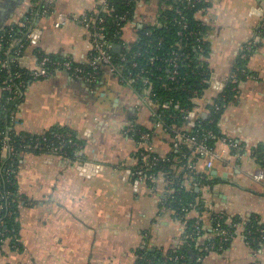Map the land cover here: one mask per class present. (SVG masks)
I'll list each match as a JSON object with an SVG mask.
<instances>
[{"label":"crops","instance_id":"1","mask_svg":"<svg viewBox=\"0 0 264 264\" xmlns=\"http://www.w3.org/2000/svg\"><path fill=\"white\" fill-rule=\"evenodd\" d=\"M98 1L0 0V32L29 17L21 67L34 65L37 52L84 64L91 55V36L75 18L94 10ZM203 1L196 19L208 29L210 86L196 103V120L208 117L207 103L219 95L245 43L257 40L237 96L221 113L218 127L224 137L211 154L195 160V171L214 181L203 193L205 241L211 233L209 213L256 216L264 224V179L254 180L260 167L252 156L264 149V0ZM156 14V1L140 2L122 39L130 43L132 27L152 24ZM17 98V131L70 129L83 148L74 161L58 155L20 156V249L3 244L0 264H137L140 249L167 253L182 242L181 223L163 205L165 182L159 178L152 188L132 175L137 166L132 128L151 133L150 143L160 157L171 153L172 140L131 89L106 72L89 84L57 71L27 84ZM1 102L0 91V108ZM229 139L243 147L242 157L232 153ZM200 264H264V244L253 249L239 228L225 249L206 251Z\"/></svg>","mask_w":264,"mask_h":264},{"label":"built area","instance_id":"2","mask_svg":"<svg viewBox=\"0 0 264 264\" xmlns=\"http://www.w3.org/2000/svg\"><path fill=\"white\" fill-rule=\"evenodd\" d=\"M51 0H47V2ZM130 1V0H125ZM149 1H162V0H139L140 2H149ZM199 0H173V5L164 6L165 9L171 10L173 12V16L168 18L163 15L162 20H159V14L157 9V14L154 19V22L150 25H155L158 28H165L168 23H171L173 26H177L178 30L176 32V36L178 40L169 46V51L164 54V56H160L157 53L160 50V46L163 43L162 38H158L155 43V52H151V55L145 56L143 58L140 50L138 48L135 51L130 50L129 42H126L122 39V34L124 30V26H120L121 24H130L132 20H128L126 13H115V8L113 5H109L108 0H99L97 4V8L94 9L92 15L89 13H85L78 18H75V21L80 25H83L90 32V45H91V55L88 58L87 62L84 64L75 63L71 58H60V59H52L49 55L45 54H37L35 55V64L32 66L22 67L27 71V77L29 78V82L26 80V77H22L19 73H9L2 81L0 86V91L2 93V99L4 98V105L9 101H12L20 95L21 90L27 86L28 83L38 81L40 79H45L51 77L57 71H65L70 76L75 78H80L85 80L89 84H95L101 72H106L112 75L117 81H119L124 86L131 89L137 96L141 103L147 107L154 118V121L157 125H164L165 121L163 119L164 113H169L171 110H176L182 114V117L185 121H187L188 126L194 124L196 119L195 111L196 109L189 110L188 108L179 106V103H173L172 100L162 99L158 93L157 89L154 88V84L151 82V78L154 75L147 74V71L139 66L138 60H146V64L156 65V70L163 72L166 75V78L163 79L162 75L156 76L155 80L160 81L159 88L162 90L170 91L172 90L173 83H178L179 81L183 83L185 81V74L180 73L181 68H188L194 59L197 57L200 58V55L203 52L202 44L205 42V37L202 33H195L192 30H189V23L185 18L184 11H194V17L196 19V14L201 10V8H196ZM47 13L46 10L43 11ZM104 13L111 16V19L115 22V29L113 33L121 34L118 42L112 43L109 41L106 35V26H105V18L100 14ZM115 13V14H114ZM29 17L25 18V22H28ZM197 20V19H196ZM23 23L19 26L21 29H27V24ZM29 23V22H28ZM203 24V22H200ZM59 23H56L55 26H58ZM204 25V24H203ZM264 28V20L262 22ZM147 25L137 26V31L146 29ZM137 31L134 32L133 40L131 42H136L137 40ZM115 35V34H114ZM25 36L28 39L29 32H25ZM192 39L191 42L182 43V40ZM0 40H2V36H0ZM256 38L249 40L245 43L244 47L241 51V58L246 59L248 54L253 50V47L256 45ZM130 42V43H131ZM9 43V49H13L9 53L12 52L9 61H0L1 67L3 69H9V63H17L19 64V59L22 56L21 48L23 45L20 41L15 40L13 36H11ZM16 43V45H14ZM119 45V51H112L113 45ZM190 46V50H186L185 48ZM157 63H162L164 66H157ZM198 65V62H196ZM246 70L239 68L233 69L225 83L222 85V89L219 94L223 92L226 87L227 82L236 83L238 81V75H244ZM26 81L28 83H26ZM210 84V78H209ZM5 95V97H4ZM204 94L198 96L196 91H193L192 101L198 102L203 99ZM216 98L210 99L207 105L211 108L206 109L208 115L210 111L216 112L219 111L220 106L216 103ZM2 105V106H4ZM1 106V107H2ZM207 107V106H206ZM197 108V107H196ZM170 117V116H169ZM10 125L13 128H16L19 125V120L15 114L10 115ZM133 131V133H132ZM25 135H22V145L23 149H35L38 151H42L44 155H58L64 160H69L67 157L68 148H74L75 154L81 150L79 144H77L70 133H56L53 135L51 139L43 137L39 140H26V132ZM30 134V133H27ZM131 136L137 137L136 141V149L135 154L139 155V158L135 156L137 166L133 171L132 175L139 182L143 183H151V187L153 188L155 183L159 178H161L166 184V195L165 199H168L170 195L173 194L174 189L171 187L173 185L172 181H168L165 175L161 172H149L151 168L161 160H164V157H160L153 151L152 145L150 143V134L145 132H140L139 130L132 128ZM13 137L9 135H5L2 139V145L0 150V159L1 160H12L13 157V147L9 145L12 141ZM172 140V149H178L180 146L186 147L190 152V159H197L198 157H203L204 155L211 154L213 150H210L206 147L205 143L202 139H197L181 130L173 131ZM228 145L231 150H234V154L237 157H242L245 154V150L243 147L236 141H228ZM1 164V162H0ZM4 164V163H3ZM207 166L210 167L211 164L207 163ZM184 171V168H180ZM187 172H185L183 178V185L186 188H198L199 190L206 192L209 186L201 185L199 182L193 179V172L195 171L194 163L188 164L185 166ZM177 171V170H175ZM18 171L11 168L9 165L6 168H3V172L0 175V211L8 210L5 217H10L13 214V210L11 207L16 203L19 205L21 197L18 191H12L9 189L14 182L11 180L12 176L17 175ZM202 178V177H200ZM255 181H261L264 179V169L259 168L258 171L254 175ZM204 198L202 199V207L204 209ZM193 205H188V208L183 209V217L188 218L190 212L193 209ZM203 213V212H202ZM211 215V213H209ZM209 215V216H210ZM216 220L214 228L212 231L214 235L217 236L219 240V244L229 242L236 231H231L230 229H226L223 227L224 223H231L230 220H223L222 216H218ZM222 220V221H221ZM200 219L196 218L194 221L195 229L192 233H186V223L183 221L181 223V232H182V241L186 242L194 241L196 237L201 236V233L204 231V226L201 225ZM4 218L0 217V226L3 225ZM231 226L235 229H242V234L248 237L251 242L254 243H263L264 241V229H256L255 232L258 235L254 234V231L251 229L244 228L240 223H233ZM5 230L0 229V248L3 244L8 243L12 248L18 239L15 238L14 241H10L8 238L4 237ZM248 243V242H247ZM221 249V247L219 248ZM202 256H199L196 260L195 264H200Z\"/></svg>","mask_w":264,"mask_h":264},{"label":"trees","instance_id":"3","mask_svg":"<svg viewBox=\"0 0 264 264\" xmlns=\"http://www.w3.org/2000/svg\"><path fill=\"white\" fill-rule=\"evenodd\" d=\"M109 5H113L115 8V13H126L128 20H133L134 14L136 11V7L139 4V0H108ZM167 5H173V0H162L158 1L157 3V9L159 14V20H162L163 15L170 18L173 16V12L171 10L165 9L164 6ZM204 7V1L199 0V3L197 4L196 8H203ZM97 6L94 8L96 9ZM98 9V8H97ZM92 10L89 12L90 15H92ZM114 13V14H115ZM101 16L105 18V26H106V35L107 38H109V41L112 43L118 42L121 34L113 33L115 26V22L111 19L110 15L101 13ZM184 15L186 20L189 23V30L194 31L195 33H202V35L205 37V42L202 44L203 52L200 55V58L197 57V59H194L193 62L190 64L188 68H181L180 73L185 74V81L181 83L180 81L178 83H173L172 90L166 91L159 88L160 81L155 80L156 76L159 74L163 76V79L166 78V75L160 71L156 70V65H150L146 64V60H138L139 66L144 68L147 71V74L154 75V77L151 78V82L154 84V88L157 89L158 95L165 100H172L173 103H179V106L188 108L189 110L196 109V102L192 101L193 97V91H196V94L198 96L204 94V92L209 88V78H210V71L207 67V58L210 52V44L209 40L207 39V27L200 23V21L196 20L194 17V11H184ZM130 24H121L120 26H124V28ZM133 31H137V27H132ZM178 30L177 26H173L171 23H168L165 28H158L157 26L153 25H147L146 29H142L137 31V40L136 42L129 43V46L131 47V51L140 50L143 58L145 56L151 55V52H155L156 43L155 41L158 38H162V44L160 46V50L157 52L160 56H164L166 52L169 51V46L173 43H175L178 40V37L176 36V32ZM25 32H27V29H21L20 27H13L11 29H7L3 32H0V36H2V40H0V61H9L10 57L12 55V50L9 49V41L11 36L15 40L20 41V43L23 45L21 50L23 51L27 44L28 39L25 36ZM115 34V35H114ZM192 39H183L182 43L191 42ZM186 50H190V46L185 48ZM256 49V45L253 47V50L248 54V56ZM12 51L11 53H9ZM37 54H42L41 52H37ZM116 54V53H114ZM52 59H60L61 57L58 56H50ZM248 58V57H247ZM247 58L243 59L241 56L238 57L237 61L235 62L233 69L236 67L240 70L244 69L247 70L246 62ZM196 62H198V65H196ZM157 66H164L162 63H157ZM19 73L22 75V77H26V80L28 81L29 78L27 77V71L26 69L22 68L18 62L16 63H9V69H3L0 64V86L2 84V81L5 80L8 73ZM103 72H101L102 74ZM100 74V75H101ZM243 75H238V81L236 83L227 82L226 87L224 88L223 92H221L217 98L216 103L220 106L219 111L213 112L210 111V114L205 119L198 118L192 126H188L187 121H185L182 117V114L179 113L176 110H171L169 113L163 114V119L165 121L163 128L166 130L170 136H173V131L181 130L186 133H189L193 137L197 139H202L205 143L206 147L210 150H214L215 144L217 140H219L221 137H224L220 129L218 127V123L220 120L221 113L224 109V107L228 104L234 101V99L237 96L238 92V83L242 79ZM26 81V83H28ZM29 84V83H28ZM26 88V87H25ZM24 90V88L21 90V92ZM5 97V95H4ZM19 98L14 99L12 101H9L8 103H5L4 105V98L1 102V108H0V150L2 145V139L5 135H9L13 137L12 141L9 143L11 147H13L14 153L12 160H1L0 159V175L3 172V168L11 166L12 169L18 171V160L20 156L24 153H36V154H42V151H38L35 149H23L21 147L22 142V135H25L24 132H19L15 128H13L10 125V115L15 114L16 110V104L18 103ZM207 108L210 109L211 107L207 105ZM170 116V117H169ZM135 129L139 130L140 132H145L148 134H151L147 130H144L139 127H134ZM56 133H70L72 135L73 140L79 144L81 150L83 148L81 139L70 129L66 128H60L57 127L55 129H51L49 131H46L42 134H27L25 139L26 140H39L43 137H46L48 139H51L54 134ZM133 133V131H132ZM136 140L137 137H134ZM229 141H234L230 140ZM173 143H171L172 146ZM242 148V146L240 145ZM68 154L67 157L69 161H74L79 157V151L77 154H75L74 148H68L66 147ZM80 150V151H81ZM232 153H234V150H231ZM137 156L139 158V155L137 153H134V157ZM252 156L255 158V161L257 162L258 166L262 169H264V149L262 147L257 148L252 152ZM136 158V157H135ZM196 159H190V152L189 150L184 147L180 146L178 149H172L171 153L164 157V160H161L157 163V165L153 166L149 172H161L165 175L166 179L168 181H172L173 185L171 186L174 189V192L168 199L164 198L163 205L168 208L173 215V218L180 223L185 221L186 223V233H192L195 229L194 221L196 218H199L201 221V225H203V221L201 219L203 207H202V199H203V191L201 192L198 188L192 187V188H186L183 185V178L185 175L186 169L185 166L191 163L195 164ZM4 163V164H3ZM184 168V171L180 168ZM177 170V171H175ZM193 179L197 182H199L201 185L212 187L214 184L210 177L208 175H205L203 173H197L196 171L193 172ZM202 177V178H200ZM14 184L9 187L12 191H18V182H17V175L14 178V175L11 177ZM147 185L151 186V183L147 182ZM198 189L199 191H197ZM21 197V196H20ZM24 202V199L21 197L20 203L14 204L13 207H11V210H13V214L10 217H5L4 215L6 212L10 209L2 210L0 211V217L4 218L3 225L0 226L1 230H5L4 237L8 238L10 241H14L15 238L18 239V242L15 243L14 249L18 250L20 249V243H19V223H18V215H19V209L22 206ZM193 205V209L191 212H195L196 216L184 218L183 217V209L188 208V205ZM190 212V213H191ZM218 216H222L223 220H230L231 223H224L223 227L226 229H230L231 231H236L235 228L231 226L233 223H240L243 225L244 228L251 229L254 231L255 235H258L257 232H255L256 229H264V224L260 223L259 219L256 216H250L246 219H240L239 217H232L229 218L228 216L224 214H214L211 213L209 216V224L211 228L210 238L208 240H201L203 236L205 235V230L201 233V236H198L195 238V240L186 242L182 241L175 249L163 253L161 251L156 250H150V249H140L137 252V264H195L196 260L199 256H203L206 251H218L225 249L228 244L230 243L227 241L226 243L219 244V240L217 236L214 235V232L212 231V228H214L216 220L218 219ZM222 221V220H221ZM246 242L253 248L258 249L263 243H254L251 242V240L243 235ZM221 247V249H219Z\"/></svg>","mask_w":264,"mask_h":264},{"label":"water","instance_id":"4","mask_svg":"<svg viewBox=\"0 0 264 264\" xmlns=\"http://www.w3.org/2000/svg\"><path fill=\"white\" fill-rule=\"evenodd\" d=\"M262 5L264 6V4H262ZM119 49H120V46L117 44L113 45V47H112V51L115 53H117L119 51ZM21 60H23V59H20V62H21ZM196 190L198 191V189H196Z\"/></svg>","mask_w":264,"mask_h":264}]
</instances>
